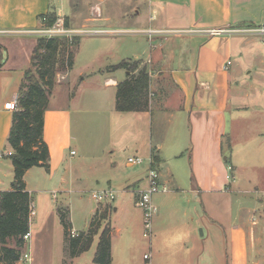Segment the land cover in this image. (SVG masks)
Listing matches in <instances>:
<instances>
[{
    "label": "crops",
    "instance_id": "0c3cea01",
    "mask_svg": "<svg viewBox=\"0 0 264 264\" xmlns=\"http://www.w3.org/2000/svg\"><path fill=\"white\" fill-rule=\"evenodd\" d=\"M83 1L88 2L89 5L93 4L91 7L98 6L100 13L99 19L86 16L83 27L96 24L98 21L106 23L110 21L111 16H104L101 4L95 2L97 0ZM70 2L71 0H0V30L6 31L0 34V191L11 190L15 178L14 165L10 155L7 154L14 151L8 141L14 111L8 109V104L19 99L21 84L26 72L32 66L34 49L41 36L38 30L48 27L49 17L55 18L53 26L57 28H64L71 32L86 29L70 24L68 14ZM140 3H143L144 8H140ZM92 12L93 10L90 13ZM130 14L134 16L137 26L124 28L123 31H133L137 36L135 45L129 48L132 56H126L123 60L139 63L136 71L143 66L147 67L151 76L150 101L147 110L123 113L132 114L138 124L142 123L143 127H148L149 117L153 115L157 101L158 109L162 110L161 113L167 116L170 123L166 134L173 132L174 138L178 140L177 136L180 133L181 143L185 146L184 151L191 150L190 189L178 186L180 183L175 171L168 160L160 154L166 141L164 137L161 138L159 147L154 148L152 143L150 154L145 157L147 165L142 169L144 170L142 174L133 173L126 181L125 188L134 193L144 189L148 185L149 169L153 167L159 171L161 183L167 188L157 192L161 195H154V202L159 210L154 218V238L150 241V258H144L142 264H204L202 236L197 229V218L191 217L190 212L196 210L195 213L199 215V219L202 216L198 211V204H191L193 199L190 194L193 198H196V194H200L203 208L205 211L211 210L213 214L217 204H227L225 201H229L227 208L231 207L234 193L248 192L245 190L247 186L245 188L240 184L244 178L249 179V183L252 184L249 189L264 192V158L261 161V157H253L251 154L254 152L243 153V155L233 152L232 155L224 157L225 162L222 160L226 146L231 148V145L236 143L234 136H231L229 121L235 118L236 110L245 108L249 111L251 107L249 102L242 103L240 98H243L242 96L263 98L254 104L259 105L261 107L259 111L264 112L263 86L250 85L247 92L238 91L234 87L241 71L240 64L244 63L242 54L246 53L247 58L252 60L256 57V47L252 45L253 39H246L245 36L241 39L236 34L258 36L252 31H242L241 28H264V0H134ZM213 29H233V31L213 34L211 33ZM95 30L98 29H89L88 32L93 35ZM99 30L102 32L97 34L106 37H114L118 33L111 28ZM144 38L149 45L148 54L145 53L146 48L142 41ZM109 39L111 38L104 39L105 43ZM246 48L247 52H245ZM141 49L143 54L140 53ZM252 64L248 60L247 65L251 67ZM74 71L73 68L69 75ZM252 71L253 69L249 70L247 74H251ZM88 76L100 83L99 85L102 84L108 91L104 90L99 95L100 104L106 103L111 96L113 107L117 110L118 84L127 79L126 68L121 67L112 72L106 67L94 69ZM81 78V83L86 81L84 75H81ZM163 81H167L166 85L173 92L170 98L168 88L162 85ZM161 93L164 97L158 99ZM66 94L62 85L58 83L56 91L50 96L44 129V138L50 149V168L49 170L44 168L51 177H60V182H64L63 178H69L71 182H76L77 179L79 182L84 181V174L75 173L74 166L66 161L65 154L66 144L74 139L70 129L71 122H69V129L66 124L61 127L64 120L69 121L72 117L74 109L72 102L77 92L74 94L66 92ZM62 97H66L69 104H57ZM170 105L174 106L175 110H169ZM177 113L180 115L178 123L172 121ZM151 140H153V133ZM143 145L141 141L139 146ZM241 145L249 149L251 139L242 142ZM238 156H242L243 161L237 160L235 163L233 160ZM150 159L152 161H149ZM257 162H263L262 166L253 165ZM35 167L28 169L24 176L27 189L31 194L32 189L28 178ZM231 171L232 175H230ZM93 179L94 184L97 183L99 187H102L103 183L112 184L111 178L101 181L100 173L93 175ZM234 183L236 185H233ZM64 191L70 192L61 190V192ZM182 196L188 199L183 209L175 203ZM32 200L34 204L33 196ZM238 204H240L239 213H241L246 206L242 205L243 202ZM256 205L253 210L259 211L257 214L251 215L248 219L244 217L242 221L234 220L230 224L229 231H223V233L217 230L219 226L222 227L218 218L214 219L210 216L212 220L206 222V228L215 236V242L219 236L222 241L225 234L227 242L230 243L229 249L226 246L221 252L217 248L214 252L213 249L209 252L210 259H214V264H261L259 256L262 255L264 247V209L260 208L259 203ZM119 209V205H113V212ZM175 212H180L179 221L171 218ZM32 216L30 223L32 237L27 246L32 256V264H44L48 249L43 250L42 244L46 238H49L48 225L51 218L58 216L57 205L44 213L37 231L33 229ZM178 227L185 233L178 238L175 246H163L164 243L160 240H164L171 231L173 232V229ZM74 231L80 232L75 226ZM250 242L253 243L252 248H255L254 254L249 248ZM161 247L164 248L163 252H160Z\"/></svg>",
    "mask_w": 264,
    "mask_h": 264
},
{
    "label": "rangeland",
    "instance_id": "374dc122",
    "mask_svg": "<svg viewBox=\"0 0 264 264\" xmlns=\"http://www.w3.org/2000/svg\"><path fill=\"white\" fill-rule=\"evenodd\" d=\"M95 2L101 4L105 13L104 16H111L109 22L98 21L96 24L83 27L86 16L89 15L91 18L96 19L100 18L98 6L95 5L91 7L93 4L89 5L88 2H84L83 0H71L70 4L68 3L70 24L75 27H83L86 29L73 32L71 35H52L47 32H40V37L45 39L53 37H59V39L68 37L71 39L75 35L80 39L77 45L72 43V39L69 40L71 54L62 55L61 52L57 54L55 59L56 76L51 94L56 91L58 83L59 85L61 84L62 89L65 90V95H67L66 92L68 94L77 92L76 98L72 102V106L74 107L72 117L69 121L64 120L61 123V127L66 124L69 129V122H71L70 129L74 139L66 144V161L70 163L71 166H74L73 170L75 173L84 174V181L78 182L76 179V182H71L69 178H63L62 180H64V182H60V177H51L44 167L36 166L31 171L28 178L35 202L34 206L32 200L31 206H33L35 213H31L30 223L31 216L33 215L32 219L34 222L32 226L34 231H37L42 223V216L44 213L49 212L50 209L54 208L56 205L57 213L59 206L69 207L70 216L72 212L71 222L73 221L70 233L74 235V226L80 230V232L87 230L89 222H91L95 214L98 213L96 214L98 217L95 219L94 224L97 226L101 222L100 232L107 226L113 228L112 264H142L144 261V253H149L151 251L150 241L153 240L154 233L151 238L143 236L142 211L135 204V198H137L139 191L137 190L134 193V191L126 189L125 185L126 181L133 173L142 174L144 171L142 169L146 167L147 162L131 166L129 165L128 157L133 155L146 157L150 154L152 143L153 147L155 146L154 148L159 147L161 138L164 137L166 141L163 151H161L160 154L168 160L175 171L180 183L178 186L190 189L191 162L189 161V156L191 150L184 151L185 146L181 143L179 132L177 136L178 140L174 138L173 132L166 134V130L170 126V123L168 122L167 116H163L161 113L162 110L158 109L157 101L153 109L154 113L149 117L148 127H143L144 125L142 123L138 124V121H136L135 118L133 119L132 114L123 113L122 111L118 112L113 107L111 96L107 99L106 103L100 104V99L98 97L104 90H107L102 84L99 85L100 83H97L92 77L88 78V75L91 71H94V69H104L105 67L110 72L115 71L118 69L117 66L121 62L127 61L123 60V58L132 56L129 52V48L135 45V37L137 35L134 34L133 31H123V29L137 25H135L134 16L130 14V8L132 4H134V0H97ZM140 6L141 9L144 8L143 3H140ZM91 10H93L92 13H90ZM54 23L55 22L47 26H53L55 25ZM101 28H111L118 33L114 35V37H106L101 34L95 35V32L93 35H90L92 33L88 32L89 29L99 30ZM241 29L243 31H252V33L258 34V36L236 34L241 37V39L244 36L246 39H253L252 45L256 47V57H254V60H252V58H247L246 53L242 54L241 57L244 63L240 64L242 65L241 71L234 85L235 89H238V91L247 92L249 91L250 85L264 87V35L258 33L263 27H242ZM106 38L111 39L105 43L104 39ZM139 38H141L140 35ZM142 41L146 48L145 53L148 54L149 45L145 38L142 39ZM245 52H247V48ZM140 53L143 54L142 49ZM247 59L253 63L251 67L247 65ZM127 62L133 64L137 63L136 61ZM73 68L75 71L69 75ZM251 69H253V71L248 75L247 73ZM32 73L36 76L38 75L36 67H33ZM81 75H84L86 78V81L83 83H81ZM163 82L162 85L166 86V89L168 88L167 91L170 94L169 98L172 97L173 92L170 91L169 87L166 85L167 81ZM161 97H164L163 93H161L160 96L158 95V99ZM175 97L176 95L174 94L173 98L175 99ZM242 97L240 101L242 103L249 102L251 107L249 111L245 108L236 110L234 113L235 118L229 121V127L232 131L231 136H234L236 143L231 145V148L226 146L222 158L223 162H225L224 157L230 154L232 155L233 152L242 155L243 153L251 154L250 152H254L251 154L253 157H261V161H263L264 158V112L259 111L261 107L254 104L257 101L263 100V98ZM67 103L69 104V101L66 100V97H62L57 104L62 105ZM168 107L170 108L169 110H175V107L172 105ZM172 121L176 123L180 121L179 113L176 114V117L173 118ZM152 133L153 140H151ZM250 139L251 145L249 149H245L244 145L241 144ZM141 141L144 144L142 147L139 146ZM247 150H249V152ZM237 160L243 161L242 156L234 158L233 161L236 163ZM262 163L263 162H257L253 165L261 167ZM96 173H100L101 181H104L106 178H111L112 184L109 185V183H106L107 185H105V183H103L102 187H99L97 183L94 184L93 175ZM232 174L233 172L231 171L230 175ZM241 176L243 177V175ZM240 184L245 188L247 186L245 190L248 192L244 194L240 192L234 193V199L230 205L231 207L228 206L227 208L229 201H225L227 204H217L213 214L211 210L207 209V211H205L203 208L200 194H196V198H193L192 194H190L193 199L191 204H198V211L200 216H202V218L199 219V215L195 213L196 210H191L190 212L191 217L197 218V229L202 236L204 264H214V259H210L211 255L209 254L212 249L213 252L216 248L221 252L226 246H228V249L230 248V243L229 241L227 242V236L225 234L222 237V241L221 236H219L217 242H215V236L210 234L209 229L206 228V222L212 220L210 216L214 219L218 218V222L222 224V227L219 226L217 230L223 233V231H229L231 227L230 224L234 220H236L235 222L242 221L244 217L248 219L251 215L254 216V214H257L259 211L255 212L253 210V207L257 203H259L262 210L264 209V192L260 193L257 189H249L252 184L249 183V179L247 178H244ZM233 185H236V183ZM109 187L114 191L115 199L102 203L97 202L93 197V193L105 188L108 189ZM62 189L69 190L70 192H61ZM159 195H161V193L155 194V196ZM184 195L185 194H183V196ZM183 196L175 202L178 203L179 207H182V209L188 201V199ZM238 202H243L242 205L246 206V209L241 210V213H239L240 204H238ZM113 205H119L120 209L117 212H113ZM101 213L105 217L101 218ZM58 216L51 218L48 225L50 231L49 238H46L42 244L43 250L48 249L44 264H64V261H66L67 264L93 263L99 234L96 235L94 244L89 251L76 257H69L68 254L65 253V228L61 222L59 213ZM180 217V212H175L171 216L175 221H179ZM253 223H255V221H253ZM80 232H75V235H78ZM171 232L164 240H160L163 241V246L170 245V247H174L178 238L185 233L184 231L182 232L179 227L173 229V232ZM203 233L204 235H202ZM28 244H30L29 241L24 244L22 254L26 252V250H29ZM252 247L253 243L250 242L249 248L251 253L254 254L256 253L254 251L255 248ZM262 249L263 253L259 256V259L261 260V264H264V247ZM161 250L160 252H163L164 248L161 247ZM17 264H32V256H30L28 262L20 258Z\"/></svg>",
    "mask_w": 264,
    "mask_h": 264
},
{
    "label": "trees",
    "instance_id": "16d2710c",
    "mask_svg": "<svg viewBox=\"0 0 264 264\" xmlns=\"http://www.w3.org/2000/svg\"><path fill=\"white\" fill-rule=\"evenodd\" d=\"M52 25L55 18H48ZM72 43L79 44V37L73 36ZM68 37L38 39L32 57V66L26 72L20 87L18 110L14 111L8 141L14 151L10 155L15 178L13 188L0 191V264H17L24 247V235L30 230L32 194L27 189L24 176L34 166L50 168V149L44 138L45 116L49 106L51 89L56 76V56L71 54ZM37 68L38 75L32 73ZM118 68H126L128 77L118 84L116 108L122 112L144 111L149 107L151 76L147 67L136 71L139 63L121 62ZM61 222L65 228V253L76 257L91 249L99 234L93 263L112 264L113 228L95 225V214L87 230L71 235L72 222L69 207H58ZM102 214V213H101ZM105 217L102 214L103 218ZM101 221V219H100ZM64 264H67L64 261ZM88 264V263H87Z\"/></svg>",
    "mask_w": 264,
    "mask_h": 264
},
{
    "label": "built area",
    "instance_id": "2783aa9c",
    "mask_svg": "<svg viewBox=\"0 0 264 264\" xmlns=\"http://www.w3.org/2000/svg\"><path fill=\"white\" fill-rule=\"evenodd\" d=\"M45 19V18H44ZM236 30V29H235ZM39 32H47L52 35H71L73 32L64 29V28H57L56 26H48V28H43L38 30ZM233 29H213L211 33L217 34V33H226V32H231ZM240 31V30H236ZM243 31V30H242ZM2 32H6L3 30H0V34ZM102 30H95V33H101ZM260 35H264V28L261 31H258ZM8 109L11 111H16L18 110V101H12L8 104ZM13 151L8 152V155H11ZM149 161H152L150 159ZM128 162L130 165H140L144 164L146 162V158L142 156H130L128 157ZM166 186L162 185L161 183V175L159 171L156 168L150 167L149 169V175H148V185L144 189L140 190L138 193V196L135 200V203L137 207H139L143 213V236L146 238H151L153 235V224H154V218L156 214L158 213V206L154 202V195L161 191V190H166ZM94 199L99 202H107L108 200H114L115 199V193L111 189H102L99 191H95L93 193ZM32 214L35 213L33 210H31ZM34 211V212H33ZM75 235V232H74ZM32 237V232L29 230L25 235H24V241L30 242ZM25 242V243H26ZM31 253L29 250H26L22 254L21 260L28 262L30 260ZM145 259H149L150 255L149 253H145L144 255Z\"/></svg>",
    "mask_w": 264,
    "mask_h": 264
}]
</instances>
